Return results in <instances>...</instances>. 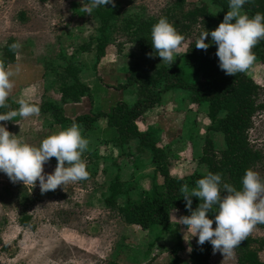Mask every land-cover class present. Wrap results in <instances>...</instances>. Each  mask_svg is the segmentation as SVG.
Returning <instances> with one entry per match:
<instances>
[{
  "label": "rangeland",
  "instance_id": "374dc122",
  "mask_svg": "<svg viewBox=\"0 0 264 264\" xmlns=\"http://www.w3.org/2000/svg\"><path fill=\"white\" fill-rule=\"evenodd\" d=\"M172 1L117 0L121 15L153 18H159ZM200 3L213 13L220 11L210 0H186L183 9L174 13L180 18ZM79 7L80 0H0V63L8 39L14 38L20 45L15 48V61L3 68L11 73L13 83L8 100L15 104L20 99L53 102L64 106L70 120L96 115L108 112L118 101L134 102L136 88L125 83L135 65H167L154 56L138 59L137 44L129 42L119 29L108 32L110 40L98 57L95 39L100 36L99 23ZM185 50L186 43L181 42L172 65H181ZM68 65L77 70L78 80L90 93L77 103L63 105L57 73ZM245 73L263 86L260 101L264 103V60L256 58ZM206 112V104L194 105L187 91L174 90L163 94L161 104L136 122L140 131L149 132L164 149L162 164L173 177L205 173V166L198 161L205 138H210L217 150L223 149L222 135L208 129ZM44 114L37 120L14 117L10 127L8 122L0 124L23 142L38 147L43 138L70 126L56 125L50 113ZM97 122L91 129L79 124L82 136L89 141L82 154L87 178L41 193L38 182L34 186L13 183L0 173V264H188L191 234L178 220L189 213L172 212L173 225L168 230H142L125 224L105 204L115 178L123 187L119 205L127 198L137 200L142 192L161 184L162 178L150 150L138 139L122 146L105 144L106 119ZM249 141L260 155L252 170L264 179V109L254 117ZM55 165L56 159L51 157L43 171L51 173ZM25 213L30 222L22 227L19 220ZM248 235L264 239V229L254 225ZM259 255L264 261V249ZM237 257L234 251L225 256L212 251L210 258L213 263L237 264Z\"/></svg>",
  "mask_w": 264,
  "mask_h": 264
},
{
  "label": "trees",
  "instance_id": "16d2710c",
  "mask_svg": "<svg viewBox=\"0 0 264 264\" xmlns=\"http://www.w3.org/2000/svg\"><path fill=\"white\" fill-rule=\"evenodd\" d=\"M185 1L173 0L161 15L166 17L184 37L182 42L186 43V50L182 55L181 65L167 64L159 67L135 65L125 83V86L136 88V98L131 105L118 101L108 112L77 116L70 120L64 116L63 108L56 103L32 102L39 106V113H50L56 125H71L76 122L91 129L99 118L104 117L107 122V128L103 131L105 144L122 146L133 139H138L142 146L150 150L152 162L162 178V183L155 185L150 191L142 192L137 200L127 198L123 205H119L117 201L123 193V187L118 178H115L108 188L109 195L105 198V204L113 209L125 224L138 226L142 230H152L155 227L168 230L173 225L172 212L189 213L184 207L185 202L179 191L181 185L194 187L195 181L206 173L219 172L222 175V182H228L239 189L240 178L245 169H253L260 160L259 153L250 144L249 132L253 127L254 117L264 109V103L260 101L263 86L256 83L245 71L234 76L225 75L223 70L218 68L214 44H210L206 50L195 47L202 31L214 30L222 21L223 15L229 10L228 0H210L220 8L218 13L211 12L207 4L200 3L183 12L178 18L174 11L182 10ZM114 4L115 7L105 5V8H97L90 15L99 23L100 36L95 39L97 56L103 54L110 40L108 32L111 29H119L129 42L137 44L138 59L145 58L148 56L146 53L153 51L150 39L151 26L161 16L159 18L123 16L119 12L117 0H114ZM243 10L249 16L256 12L264 13V0H249L243 6ZM210 39L206 36L204 42L209 43ZM13 44H16V40L10 38L1 49L2 68L15 61ZM82 50L90 51L84 47ZM252 52L256 58L264 60V39L253 47ZM57 77L61 81L59 87L61 103H77L89 95V87L78 80L77 70L73 67L66 66L62 72L57 73ZM174 90L187 91L189 101L194 105L206 104V115L210 122L208 129L222 135L224 147L221 150L215 148L210 138L204 140L198 161L205 166V173L194 172L188 176L173 177L167 166L162 164L165 158L164 149L158 146L149 132L140 131L136 123L147 110L161 104L163 94ZM6 103L8 107L0 108V112L18 108V104L8 99ZM7 122L10 127L11 121ZM191 199V207L195 209L199 201L196 197ZM29 222L30 217L26 213L20 217V226L26 227ZM212 226L215 227V224ZM256 226L264 229V224L257 223ZM255 244L257 248L252 247ZM263 249V238H252L248 235L233 251L238 256L237 264H264L259 255V250ZM211 253L212 246L207 241L203 245H198L196 237L191 236L188 264H219L211 262Z\"/></svg>",
  "mask_w": 264,
  "mask_h": 264
},
{
  "label": "clouds",
  "instance_id": "9594fccd",
  "mask_svg": "<svg viewBox=\"0 0 264 264\" xmlns=\"http://www.w3.org/2000/svg\"><path fill=\"white\" fill-rule=\"evenodd\" d=\"M249 0H228V11L214 30L202 31L195 47L206 50L210 44L216 46L215 56L218 68L225 75L234 76L244 72L255 61L253 47L264 39V13L256 12L249 16L243 6ZM80 11L90 16L93 10L115 7L114 0H80ZM210 37L205 43V37ZM152 52L146 53L160 58V63L170 64L184 40L174 26L161 16L150 30ZM19 44H13L18 48ZM11 73L0 68V108H7V97L13 87ZM39 114V106L18 101V108L0 112V121H11L14 117L26 118ZM89 141L82 136V126L73 122L69 127L43 138L39 146L23 142L17 135L10 133L5 124H0V173L9 181H17L34 186L38 182L41 193L55 190L70 182L87 178L86 164L82 154L88 148ZM55 157L56 165L51 173L43 171V164ZM241 187L237 189L228 182H222L221 173L208 172L195 181L189 188L181 185L179 191L184 207L189 215L181 216L178 221L187 226L196 243L203 245L207 241L212 251L224 256L231 255L234 248L243 241L257 223L264 224V179L251 168L245 169L240 178ZM199 201L192 209V199ZM211 213V215H209ZM213 223L215 227H213Z\"/></svg>",
  "mask_w": 264,
  "mask_h": 264
},
{
  "label": "crops",
  "instance_id": "0c3cea01",
  "mask_svg": "<svg viewBox=\"0 0 264 264\" xmlns=\"http://www.w3.org/2000/svg\"><path fill=\"white\" fill-rule=\"evenodd\" d=\"M9 93H10V91H9ZM8 97H9V96H8ZM62 104H63V105H64V104H67V102H66V103H62ZM62 108H63V110H64V116H65L67 119H71V117L67 115L66 110L64 109V106H62ZM44 116H45V114L43 115V114L39 113V114H37V115H32V116L26 117L25 120H27V119H34V120H37V119H39V118H43ZM97 123H98V122H97Z\"/></svg>",
  "mask_w": 264,
  "mask_h": 264
}]
</instances>
